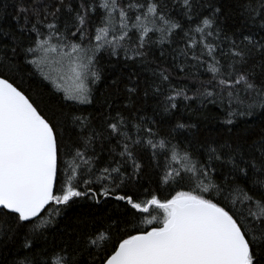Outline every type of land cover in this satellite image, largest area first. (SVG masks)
Returning a JSON list of instances; mask_svg holds the SVG:
<instances>
[{
    "label": "snow or ice",
    "instance_id": "obj_1",
    "mask_svg": "<svg viewBox=\"0 0 264 264\" xmlns=\"http://www.w3.org/2000/svg\"><path fill=\"white\" fill-rule=\"evenodd\" d=\"M12 7L0 10V264H264V0ZM22 64L63 94L58 111L25 92ZM117 66L127 74L109 76ZM106 77L122 107L96 97ZM212 109L223 132L200 137L192 117ZM88 201L116 213L49 242Z\"/></svg>",
    "mask_w": 264,
    "mask_h": 264
},
{
    "label": "trees",
    "instance_id": "obj_2",
    "mask_svg": "<svg viewBox=\"0 0 264 264\" xmlns=\"http://www.w3.org/2000/svg\"><path fill=\"white\" fill-rule=\"evenodd\" d=\"M13 3L14 0H0V10L13 14ZM5 6L7 7L5 8ZM158 57L159 52L157 51L156 58ZM105 70L109 76L118 75L120 72L127 74L128 72V69L120 66H117L116 68L107 67ZM29 71H31L30 66L23 64L18 71V82L19 77H23L22 87L25 92L38 101L42 99L41 107L48 110L49 115L54 111H58L61 105L65 103L62 100L63 94L54 92L51 85L43 81L38 75H28ZM110 84L111 80L106 77L100 82V84L96 85V97L99 102H103L106 96H111V101L116 105V107H122L123 103L126 102V95L123 92L113 94ZM121 88H123V86H121ZM221 115L222 114L218 109H212L207 118L192 117V122L197 126V128L192 131L200 137L220 135L224 129V126L219 120ZM253 127L258 129L259 122L257 121V124L253 125ZM163 130L166 131L167 127L165 126ZM108 213H116L113 202L102 203L100 205H96L91 201L81 202L76 207L69 210L64 217L57 218L59 223L46 233L47 240L54 243L60 242L62 239V230L64 228L71 229L74 227L78 218H87L89 219V222H91L95 218H102Z\"/></svg>",
    "mask_w": 264,
    "mask_h": 264
}]
</instances>
